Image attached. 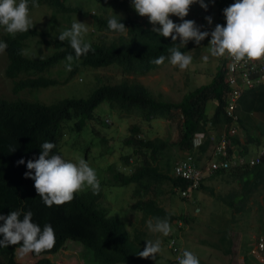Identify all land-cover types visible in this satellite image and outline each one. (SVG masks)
<instances>
[{
	"label": "trees",
	"instance_id": "16d2710c",
	"mask_svg": "<svg viewBox=\"0 0 264 264\" xmlns=\"http://www.w3.org/2000/svg\"><path fill=\"white\" fill-rule=\"evenodd\" d=\"M99 1L102 0H78L77 5L73 6L72 0H36L38 7H33L32 0H28L30 12L38 8L50 11L51 16L33 23L29 32L15 36L4 32L0 36V41L7 43L4 52L7 61L5 76L13 81V93L20 94L19 98L13 100L0 98V215L8 216L18 209L31 210L33 222L42 229L45 224H50L56 237L54 247L39 256L34 253L21 256L15 251L18 246L0 247V264H24L29 259H34V264H58L54 260H58L59 255L67 258L75 256L71 261L75 260L76 264H171L159 262L158 255L156 260L138 257L137 252L146 247L145 239L137 230L133 235L129 232L128 221H122L118 214L111 215L112 209L102 204L107 199L103 197L102 190L107 183L118 187L131 186V199L136 203L129 205L127 210H132L134 214L141 213L143 224H147L149 219L154 221L156 217H166L170 223L176 219H181L184 224L189 223L193 218L176 216L164 208L172 205L173 195L178 194L180 189H189L188 181L175 177V168L186 152L193 154V168L211 175L209 183L213 190L208 197L213 201L206 203L205 210H210L209 220L219 226L217 243L202 242L219 250L221 255L217 260L223 264H235L237 252L242 246L236 242L237 230L234 226L238 225L237 217H247L249 220L252 211L247 204L261 194L263 203L255 199L259 210L256 232L258 240L264 239V207L261 206L264 205V150L255 156L251 154L253 147H260L264 140V121L253 116L255 112L264 115V85L243 93L232 118L227 115L232 87L227 83V72L223 65L214 76L208 78L209 84L190 92L180 102L157 99L140 79L146 77L147 80L150 74H156L170 64L167 50L173 46L172 39L159 36L152 31L153 27L141 22L132 7V0H123L120 4L127 12L120 22L128 30L124 33L110 31L105 8L100 5L101 9L98 10ZM115 1L117 7L118 0ZM82 2L89 5L87 11ZM236 2L216 0L219 25L226 26L223 10ZM92 10L97 11L93 14ZM89 16L94 18V26L99 31L106 30L119 36L109 42L90 43L93 50L74 61L73 71L62 84L66 86L73 80L81 67L94 70L116 67L122 73V78H109L87 98L74 96L45 104L47 102L43 99L49 100L44 95L45 90L61 86L60 81L50 77L51 70L65 62L67 55L75 56L69 43L61 42L57 37L63 30L70 29L74 21L86 23ZM91 36L92 33L87 32L86 42L90 41ZM209 38L211 36L203 41L205 44H192L180 50L186 53L199 47L208 51ZM42 46L51 49L45 56ZM37 53L41 55H35ZM161 55L166 57L164 64H153L152 61ZM34 90L38 92L31 93ZM25 93H30L33 98L36 95L37 99L30 101L22 98ZM210 102H215L216 108L209 117L207 106ZM104 103L118 114V120L139 118L140 121L136 123L130 119L129 132L121 138L120 151L124 145L128 151H121L116 162L105 163L108 178H102L98 169L89 164L100 182L99 194H93L90 189L75 194L72 202L47 207L38 196L34 181L25 178L27 161L39 157L40 146L46 141L56 145L53 154L64 158L61 152L63 139L82 134L85 130L90 133L91 141L84 146V150L96 149L101 144L104 149L109 146L111 153L115 142L100 130V127H105L107 129H103L108 131L109 124L105 122L106 119L96 116V110ZM156 120L176 126L180 131L178 139L170 141L146 136L143 123L152 125ZM231 129H236L239 135L231 134ZM199 134L205 135V141L195 149L193 141ZM221 139L231 140L232 144L238 146L236 153H232L231 148L226 154L238 156L235 159L240 160L237 166H225L228 164L224 163L226 155L219 152L216 146ZM76 145L73 143L69 146L70 153ZM12 148L15 150L12 151ZM91 149L83 158L88 163ZM107 152L109 150L105 149V161H108ZM177 157L179 159L176 161ZM21 159L25 164H18ZM212 162L217 163L218 167L213 168ZM217 185L224 193L217 191ZM205 188L206 185L201 187ZM164 200L166 203L162 207L159 202ZM3 223L0 221V226ZM2 239L3 235L0 234ZM173 239L178 240L176 235ZM245 242H249V239L242 241V244ZM250 249L244 248L247 254L245 262L256 264L258 259L251 255Z\"/></svg>",
	"mask_w": 264,
	"mask_h": 264
},
{
	"label": "clouds",
	"instance_id": "9594fccd",
	"mask_svg": "<svg viewBox=\"0 0 264 264\" xmlns=\"http://www.w3.org/2000/svg\"><path fill=\"white\" fill-rule=\"evenodd\" d=\"M195 3H199L200 6L207 11L208 5L204 0H132V7L139 16L149 19V23L153 25V32L164 38L170 37L172 39L173 46L167 50L170 53L167 59L171 65L178 66L181 71L188 69L190 65H192V57L182 52L180 49L186 47L190 41H194L196 45H200L202 41L211 36V39L209 38L207 41L209 46L208 50L212 57H221L220 66L223 65L226 68L227 83L230 85V58L235 63H247L249 61L264 59V0H237L236 3L223 10V14L226 18V26L217 24L215 29L210 33L208 31H201V28L196 25L195 21L185 19V17L189 15L190 7ZM32 6L38 7L36 0H32ZM105 10V16L109 17L107 27L110 31L114 33H124L128 30L125 25L120 22V18L116 17L117 15L109 16L108 9L105 8ZM45 14L51 16L52 13L47 11ZM170 16L179 17L182 23H174L173 20L169 18ZM205 19L209 25L212 24L211 17H206ZM39 20L36 21L33 17V11L30 12L28 0H19V2H17V0H0V26H2L8 34L15 36L18 33L29 32V30L33 28V23L37 24ZM156 25H159V27H156ZM87 32L88 24L74 21L70 29L63 30L57 37L61 42L67 41L75 53V56L69 54L65 58L66 70L71 71L75 60H79L82 56H86L93 50L90 43L94 42H86L85 40ZM177 41H179V43H177ZM6 49L7 43L0 41V54L4 53ZM197 50L208 52L201 48ZM165 59L166 57L161 55L159 58L153 60L152 63L157 66L163 65ZM207 59L208 57H204L205 61H207ZM263 85L264 83L257 84L253 87L243 86L244 88L240 98L246 90L256 89ZM230 87H232V94L230 98L231 103L227 108V115L232 118L237 108L236 104L240 101V98L235 102L234 92L236 88L231 85ZM229 132L234 135H239L236 129H231ZM253 132L256 133L254 130ZM241 140L243 141L242 138ZM204 141L205 135L199 134L193 141L194 148L200 147ZM216 146L218 151L224 156L230 152L231 148L233 151L232 153L238 151V146L232 144L231 140L221 139ZM55 147L56 145L54 143L44 142L40 146L41 154L39 157L34 160H28L26 164L28 171L24 174L25 178L34 181L35 190L43 203L47 207L63 205L72 202L75 198V194L89 188L92 190L93 194H99L101 185L96 171L89 163L85 159H80L78 162L74 163L66 160L59 154H53V149ZM11 150L14 151L15 149L12 148ZM185 156L186 157H184L182 161L188 160L189 158L193 159V154L191 153L186 152ZM225 157L228 160L225 159L226 161L224 163L227 162L229 167L231 165L237 166L240 161H235V159L238 158L235 154H229ZM212 163L217 164L215 162ZM18 164H25V161L21 159L18 161ZM202 174L203 177L197 185H195L194 180H188L175 174L176 178L189 182V189H180L179 192L181 197L187 202V212L183 215L187 216V213L190 212V208H195V212L199 210L206 211V204L201 206L199 203V198L201 197L198 196V193L202 190L201 187L203 185L210 188L212 187L209 183V177L211 175L203 171ZM207 197L208 196L204 197V199ZM194 215L196 214L193 213V216ZM193 216L191 215V217ZM21 217H23V219H21ZM194 220L193 218L191 222L184 224L181 219H176L170 223L169 219L166 217H156L154 221L153 219L147 221V228L150 232L159 233L163 236H168L170 233H173L171 242L168 246L171 251H177L181 236L180 234L176 235L178 240L173 239L175 234L171 225L175 223L181 225L176 227L180 231L190 225ZM0 221H4L3 226H0V234L3 235V239L0 240V247H8L9 245L18 246L15 248V251L21 256L28 255L29 253H34L39 256L44 251L51 250L56 243L54 228L50 224H45L42 229L38 224L34 223L31 210L23 211L22 209H18L12 211L8 216L0 215ZM248 243L254 244L251 245V255L263 261L264 239L258 240L257 238ZM240 249L239 252H237L235 261H237L239 256H242ZM161 251V240L156 239L153 241L149 239L146 240V247L144 250L137 252V255L142 259L151 258L152 260H156L157 254ZM245 255L247 256L243 251L244 262ZM168 260L167 262H169ZM170 263L200 264V261L191 251L184 248L180 250L177 255L174 254Z\"/></svg>",
	"mask_w": 264,
	"mask_h": 264
},
{
	"label": "rangeland",
	"instance_id": "374dc122",
	"mask_svg": "<svg viewBox=\"0 0 264 264\" xmlns=\"http://www.w3.org/2000/svg\"><path fill=\"white\" fill-rule=\"evenodd\" d=\"M123 0L117 1V7L115 6L116 1L115 0H102L97 3L98 10L101 9V7H105L108 9V15L109 16H116L117 18H125L127 15V12L125 9L121 7V2ZM127 2H130V0H126ZM19 2V0H17ZM78 0H72L73 6L77 5ZM204 2L208 5L207 11H205L204 8L200 6L199 3H195L190 7V12L185 19L195 21L196 25L201 28V31H208L210 32L212 29V25H215L217 23L218 18V5L216 3V0H204ZM83 3V2H82ZM84 9L87 11L89 5L86 3H83ZM97 10H92V13H95ZM46 10H40L36 8L33 11V17L37 21L39 19H45L48 18L50 15L45 14ZM130 13V12H129ZM137 13V12H136ZM132 14V13H131ZM43 16V17H42ZM206 17L212 18V24L209 25ZM61 18V17H60ZM139 20L143 23H146L153 27L152 24L149 23V19L147 17H138ZM170 19L173 20L174 23L180 24L182 23L181 19L176 16H170ZM94 19L92 17H87L88 24V32H91L93 36H91L89 39V42L94 43H100V42H109L113 40L115 37L118 36V34L109 33L106 30L99 31L98 28L94 26ZM207 26H210V28H207ZM156 27H159V25H156ZM6 32L2 26H0V36ZM196 44L194 41H190L187 46L191 44ZM200 44H204L203 41ZM209 47V46H208ZM207 47V49H208ZM43 48V55H47L50 50L44 46ZM209 51V50H208ZM210 53V52H208ZM29 54V51H28ZM30 56H33L29 54ZM35 55L40 56L41 53H37ZM72 65V70L73 66ZM7 61L4 57V53L0 54V98H8L10 100L19 98V95H15L12 91L13 88V81L8 79L5 76V69H6ZM171 66V67H170ZM214 67L211 65L203 66L204 71L207 72V77H197L193 74L192 71H181L178 66L173 65H166L161 68V70L155 74L152 73L148 76L147 80L146 77L143 79H140L144 85H146L152 93L156 96L157 99L165 100L169 102H180L187 94L194 91L195 89L209 84L208 78L211 77L212 74L216 73V71L213 69ZM66 70L65 62H63L60 66L53 68L50 72V77L60 81L61 86L54 87L50 90H45L44 95L48 96L49 100L43 99L44 102H47L45 104H52L55 103L61 99L69 98V97H83L87 98L90 96L91 92L99 87L102 84H105L108 82L109 78L117 76L119 78H122V73L118 70V68H107V69H99L94 70L90 68H80V72H78L74 77L73 80H71L66 86L62 83L66 80V78L69 76V74L72 72ZM82 79V81H81ZM112 83V82H111ZM44 90V89H43ZM38 90L31 91V93H36ZM22 98L28 99L30 101H33L34 99H37V96L35 95L34 98L30 93H25L22 95ZM42 99V98H38ZM235 102L239 100V97H236ZM42 101V100H41ZM216 108L215 102H210L207 106V115L210 117L214 113ZM118 114L113 113L112 110L109 108V105L107 103L102 104L97 110H96V116L101 117L107 124H109V130L105 131L104 129H107L105 127H100V130H103V135L109 138L110 140L115 142V145L112 147L111 153L109 146H105V149L109 150L108 156L106 157L108 161H105L104 156V147L101 144H98V147L96 149H91V158L89 164L94 165L102 178H108L107 177V168L105 163H114L117 160L118 155L121 151H128L127 146H123V149L120 151V141L122 140V137H125L128 132V122L130 119H123L118 120ZM132 122L136 123L139 122V118L133 117L131 119ZM172 124L164 121V120H156L152 123V125L148 124L147 122L143 123V128L146 133V136L151 135L152 137H160V138H167L170 139V141L177 140L180 131L176 126H171ZM99 129V128H98ZM152 131V132H151ZM252 133L253 130H251ZM244 134L241 133V137H243ZM70 141L68 144L67 142ZM91 141V135L90 133L85 130L82 134H74L70 137H66L63 139L61 144V152L64 155V158L71 162H78L80 159H83L86 157L88 150H84V146L88 145ZM73 143H77L78 145L75 146V150L70 153L71 150H68L69 146ZM264 150V140H262V143L260 147H253L252 149V156L258 155L261 151ZM179 159L177 157L176 161ZM218 191L221 193H224L223 189L219 186H217ZM90 190L86 189L85 192ZM81 191V192H84ZM133 192V189L131 186L127 187H118L114 184L107 183L103 190V197L107 198L106 200L102 201V204L105 207L111 208L112 211L110 212L111 215H117L119 216L122 221H128L132 220L134 221L135 215L132 210L128 211V206L134 205L136 201H133L131 199V194ZM201 197V195H200ZM259 200V202L263 203V194L259 196H255L247 206H251L252 213L250 214V219L247 220V217H237L238 225L234 226V229L237 230L236 234V242L241 246L240 253H242V256H239L237 258V261H234L236 264H246L243 260V251L245 247L251 248V243L245 242V244H242V241L245 239H249V241L256 240L257 239V232L256 228L258 226V207L256 204V201ZM209 201H213L209 197L207 198H199L200 205H205ZM264 207V205H261ZM200 207V206H199ZM171 211L175 215H183L186 214V201L181 197V194L173 195V201L171 205ZM201 208V207H200ZM190 212L187 213L188 217L193 216L191 218H194L195 220L192 221L190 225H188L186 228H183L179 231L181 236V241L178 245L177 251H175V254L182 250L186 249L188 251H191L195 256L198 257L200 264H223V262L217 260L221 253L219 250L212 249L209 247L208 244L204 245L201 243L202 240L208 241L211 243H217V228H219L218 225H214L212 222L213 220H209L210 210L204 211L199 210L195 212V208H190ZM128 222H126L127 224ZM172 227V225H171ZM183 230V231H182ZM171 236H173V233H170L168 236H163L159 233H153V238H148L147 240L151 239L155 241L156 239H160L162 242V251L158 253L157 255L162 256V260H165L167 255L168 259L174 257L173 252L169 249V244L171 242ZM235 246H238L235 244ZM76 251H74L75 253ZM75 256H72L71 258H74ZM58 260H54V263L58 264H76L75 260L71 258H67L64 256H58ZM34 259H29L28 261H24V264H34ZM167 262V261H165ZM256 264H264V260H258Z\"/></svg>",
	"mask_w": 264,
	"mask_h": 264
},
{
	"label": "built area",
	"instance_id": "2783aa9c",
	"mask_svg": "<svg viewBox=\"0 0 264 264\" xmlns=\"http://www.w3.org/2000/svg\"><path fill=\"white\" fill-rule=\"evenodd\" d=\"M230 74L229 83L236 88L234 92V99L241 96L243 86L253 87L257 84L264 83V59L259 61H249L247 63L239 62L235 63L230 58ZM233 108V107H232ZM191 158L180 162L175 168V174L188 180H194L197 185L202 177V171L193 168L190 163ZM252 164H255L252 161ZM225 166H228L226 164ZM213 168H217V164H213Z\"/></svg>",
	"mask_w": 264,
	"mask_h": 264
},
{
	"label": "crops",
	"instance_id": "0c3cea01",
	"mask_svg": "<svg viewBox=\"0 0 264 264\" xmlns=\"http://www.w3.org/2000/svg\"><path fill=\"white\" fill-rule=\"evenodd\" d=\"M217 24H218V22L215 25H212V27H211L212 30L210 32H212L215 29V26ZM207 28H210V26H207ZM198 48H194V49L186 52L188 55H190L192 57V65H190V67L187 69V71H192L194 75H196L197 77L204 78V81H205V78L207 77V72L204 71L203 66L211 65L214 67L213 69L217 72L219 69V66L221 64V60H220L221 57H212L210 53L205 52L203 50H197ZM204 57H208L207 61L204 60ZM214 74H212L211 76H213ZM253 116L255 118H258L261 121H264V115H262L258 112L253 113ZM259 120H258V122H259ZM185 154L186 153L183 154V157H186ZM211 190H213V188L212 187L210 188L207 186V188L202 189L198 193V196L200 197V195H201V197L204 198L211 193ZM146 199L147 198H145L144 200H146ZM164 203H166L165 200L163 202H161V201L159 202L160 206H162V207L164 206ZM164 208L167 211L172 212L171 206L170 207H164ZM133 216H134V221L128 220V223H127V228L129 230V232L133 235L134 230H137L138 234H140L142 236V238L145 239V241L148 238H153V233L148 230L147 224L142 223V214L141 213L135 214ZM214 225H217V224H214ZM177 226H181V225H177L176 223L172 225V230L174 231L175 235L180 234L179 229L176 228ZM202 241H201V243L203 244ZM172 251H173V254H175V251L174 250H172ZM172 259H173V257L168 260V255H167L166 259L162 260V256H159V262H165L167 260L170 262Z\"/></svg>",
	"mask_w": 264,
	"mask_h": 264
}]
</instances>
